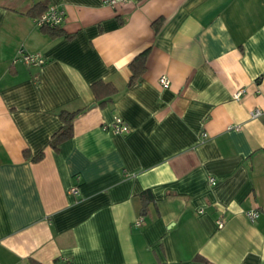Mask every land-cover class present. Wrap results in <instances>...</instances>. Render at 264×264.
<instances>
[{"label": "crops", "instance_id": "crops-1", "mask_svg": "<svg viewBox=\"0 0 264 264\" xmlns=\"http://www.w3.org/2000/svg\"><path fill=\"white\" fill-rule=\"evenodd\" d=\"M35 3L62 7V25L39 27ZM20 47L45 61H13ZM98 80L116 87L104 103ZM255 106L264 0H0V264H264ZM77 109L54 148L60 112Z\"/></svg>", "mask_w": 264, "mask_h": 264}, {"label": "built area", "instance_id": "built-area-1", "mask_svg": "<svg viewBox=\"0 0 264 264\" xmlns=\"http://www.w3.org/2000/svg\"><path fill=\"white\" fill-rule=\"evenodd\" d=\"M127 1L137 0H106V2L112 6L124 4ZM35 23L39 27H54L60 26L65 20V11L62 7L56 4H49L45 8V10L38 16L34 17ZM21 60L22 62L29 65H40L45 61V58L41 53L38 52H28L24 48L20 47L18 49L17 55L14 57L13 61ZM159 82L163 87H167L169 85V79L166 75H161L159 77ZM242 90H238L234 93V98H240ZM264 114V106H255L250 110V116L252 118L259 117ZM236 127L238 125H235ZM112 131L115 133H128L130 131V127L128 123L120 116L114 115L111 123ZM209 182L211 184H215L216 180L213 177H209ZM72 192H77V188L75 186L70 189ZM247 216L254 220L256 219L260 212L257 209H250L247 211ZM143 217H139L135 219L133 225L138 226L142 223ZM218 225L222 224V220H217Z\"/></svg>", "mask_w": 264, "mask_h": 264}, {"label": "trees", "instance_id": "trees-1", "mask_svg": "<svg viewBox=\"0 0 264 264\" xmlns=\"http://www.w3.org/2000/svg\"><path fill=\"white\" fill-rule=\"evenodd\" d=\"M47 6L42 5L40 3H35L31 8L27 10L26 13L36 17L40 15L46 8ZM156 24L158 23V20L155 22ZM155 24V27L157 25ZM41 28L49 29V30H54L59 28V26H54V27H44L42 26ZM146 57H147V50H144L138 54H136L133 59L129 62V68L131 70V78L130 81H135L138 79L145 69V62H146ZM91 89L94 95L95 100L98 103H104L106 100H109L112 98V95L116 92V87L110 83V82H104L102 80L94 81L91 83ZM80 111V109L74 110V111H64L62 110L60 112L61 117L63 119V124L62 126L55 131L50 139V143L54 148L58 147V144L66 139L69 138L72 133H73V118L75 115ZM24 155L28 156V151L24 150ZM43 156V151L40 150L37 154H35L32 157L33 161L41 159ZM140 197L144 205L151 200L152 195L149 190H145L140 193ZM145 210V209H144ZM152 264H160V263H152Z\"/></svg>", "mask_w": 264, "mask_h": 264}]
</instances>
